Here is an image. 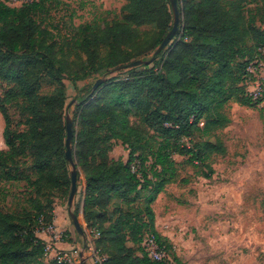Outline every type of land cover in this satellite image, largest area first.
I'll return each instance as SVG.
<instances>
[{
    "label": "trees",
    "instance_id": "16d2710c",
    "mask_svg": "<svg viewBox=\"0 0 264 264\" xmlns=\"http://www.w3.org/2000/svg\"><path fill=\"white\" fill-rule=\"evenodd\" d=\"M177 2L173 42L149 68L132 69L96 90L81 89L87 101L73 117V157L85 176V223L99 232L94 246L105 257L102 264H185L156 230L151 207L175 179L173 156L202 163L210 177L211 156L225 155L227 148L219 137L195 140L196 134L227 126L221 109L230 100L244 106L264 101V93L254 100L244 85L250 63L264 56V28L257 25H264V0L248 3L253 9L245 0ZM64 6L33 0L12 7L0 0V113L7 147L0 151V264H57L45 257L38 232L54 223L55 199L68 203L71 191L65 80L104 75L144 57L174 22L170 0H125L120 17L78 25L76 11ZM114 142L128 149L126 162L110 157ZM152 172L160 180L153 182ZM21 183L22 199L15 198L22 203L9 211L5 186ZM142 199L144 206L135 207ZM147 234L170 259L144 253Z\"/></svg>",
    "mask_w": 264,
    "mask_h": 264
},
{
    "label": "rangeland",
    "instance_id": "374dc122",
    "mask_svg": "<svg viewBox=\"0 0 264 264\" xmlns=\"http://www.w3.org/2000/svg\"><path fill=\"white\" fill-rule=\"evenodd\" d=\"M29 1L32 0L13 4L20 6ZM61 1L66 3L62 10L76 11V25L91 22L94 18L111 20L120 17L125 3V0ZM251 1L245 0L244 3L247 8L253 9L254 4L248 5ZM257 25L264 28L260 23ZM143 31L149 34L155 32L152 27L143 28ZM158 47L126 65L136 60L150 61L148 65L136 67V72L146 70L151 66ZM130 70L113 69L104 75L91 74L76 81L67 78L64 82L66 115L69 113L73 118L77 107L87 101L86 91L81 89L93 88L100 79L104 81L97 89L105 83L110 84L113 79L127 78ZM251 70L255 74L253 79L249 77L244 82L248 94L256 86L255 82L264 78V69L252 67ZM47 91L48 88H44L43 92ZM251 104L244 106L234 99L224 103L221 110L230 119L229 124L209 135L196 134L195 140L203 138L214 141L215 137H219L227 148L225 155L211 156L208 163L214 173L207 177V170L202 163L191 165L187 162L188 157L176 154L173 156L177 164L175 179L165 185L162 193L151 204L156 230L169 240L172 251L185 264H264V101ZM185 142L188 143V140ZM111 154L128 157L129 151L120 142H114L110 157ZM77 167L78 182H82L85 176L82 168ZM153 175L152 172L150 178L153 182L160 180L153 178ZM23 185L9 187L6 184L9 195L4 206L7 210L14 211L22 203L18 200L22 199L20 194ZM150 194V188L144 192L146 197ZM55 202L68 209L67 198H56ZM138 206H144L143 199L137 201L135 207Z\"/></svg>",
    "mask_w": 264,
    "mask_h": 264
},
{
    "label": "crops",
    "instance_id": "0c3cea01",
    "mask_svg": "<svg viewBox=\"0 0 264 264\" xmlns=\"http://www.w3.org/2000/svg\"><path fill=\"white\" fill-rule=\"evenodd\" d=\"M4 131V120L0 113V151L6 150V144L3 138ZM118 147V146H117ZM111 158L115 160L121 159L126 162L128 157L122 155H112ZM86 192L85 179L78 184V193L75 198V208L78 206V216L79 220L85 230L87 236V243L85 244L83 238L76 232L73 222L69 216L68 209L63 207L61 204L55 203L54 207V225L57 230L62 233L63 237L61 241L55 244V247L60 250L71 254L73 257L78 259L81 264H94V239L90 234L91 229H88L85 223V213H84V195ZM77 201V202H76ZM43 240H47L46 236L39 235ZM80 245L82 248H80Z\"/></svg>",
    "mask_w": 264,
    "mask_h": 264
},
{
    "label": "built area",
    "instance_id": "2783aa9c",
    "mask_svg": "<svg viewBox=\"0 0 264 264\" xmlns=\"http://www.w3.org/2000/svg\"><path fill=\"white\" fill-rule=\"evenodd\" d=\"M3 1L12 7H20L23 4L31 2L29 1L26 3H22L20 6H14L17 3L23 2V0H3ZM11 3L12 4L15 3V4L11 5ZM263 62H264V56L261 59H255L253 62L250 63L248 68V72L251 75L250 79H253V76L255 75L254 71L251 70L252 67L260 68L262 70L264 69ZM255 83L256 86L252 89L251 92H249L250 94L249 96L252 97L254 100H258L264 93V78L258 79ZM133 170H135V168H133ZM90 234L95 238L99 236V232L95 229H92L90 231ZM39 235L40 236L44 235L47 238V240L42 239L45 242L44 255L46 258H48L49 260H55L57 264H81V262L78 261L71 254L64 251H60L55 247V244L61 241L63 235L57 230L54 223L47 226L46 228L41 229L38 232V236ZM142 247L144 253L152 260L162 261L165 259H170L169 253L167 252L166 248L159 244L155 235L153 234H147L144 237L142 241ZM93 251H94L93 252L94 264H102V262L105 260V257L101 256L94 248Z\"/></svg>",
    "mask_w": 264,
    "mask_h": 264
},
{
    "label": "water",
    "instance_id": "95a60500",
    "mask_svg": "<svg viewBox=\"0 0 264 264\" xmlns=\"http://www.w3.org/2000/svg\"><path fill=\"white\" fill-rule=\"evenodd\" d=\"M171 2V8L173 11V16H174V22H173V27L171 31L168 32V34L165 36L163 39L162 43L160 46L156 49L154 52V55L160 53L163 51L173 40L179 24H180V13H179V8H178V2L177 0H170ZM150 61H145V60H136L128 65L121 66L117 68V70H124V69H133L142 65H148ZM103 79H100L96 82L94 85L93 89L96 90L97 87L103 82ZM66 130H67V138H66V152L65 156L67 159V162L69 163L71 172V191L68 199V213L69 216L73 222V225L75 227L76 232L83 238L85 244L87 243V236L85 233V230L83 229V226L79 220V216L76 213L75 210V198L78 193V180H79V172H78V167L77 164L74 160L73 157V138H74V132H73V118L69 113L66 115Z\"/></svg>",
    "mask_w": 264,
    "mask_h": 264
}]
</instances>
